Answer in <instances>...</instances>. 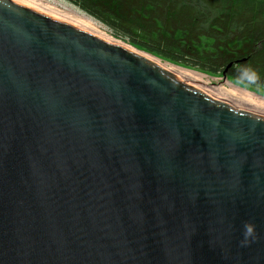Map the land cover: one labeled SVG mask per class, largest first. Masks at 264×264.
<instances>
[{
    "label": "water",
    "instance_id": "95a60500",
    "mask_svg": "<svg viewBox=\"0 0 264 264\" xmlns=\"http://www.w3.org/2000/svg\"><path fill=\"white\" fill-rule=\"evenodd\" d=\"M0 264H264V97L0 0Z\"/></svg>",
    "mask_w": 264,
    "mask_h": 264
},
{
    "label": "trees",
    "instance_id": "16d2710c",
    "mask_svg": "<svg viewBox=\"0 0 264 264\" xmlns=\"http://www.w3.org/2000/svg\"><path fill=\"white\" fill-rule=\"evenodd\" d=\"M151 56L264 94V0H63Z\"/></svg>",
    "mask_w": 264,
    "mask_h": 264
},
{
    "label": "rangeland",
    "instance_id": "374dc122",
    "mask_svg": "<svg viewBox=\"0 0 264 264\" xmlns=\"http://www.w3.org/2000/svg\"><path fill=\"white\" fill-rule=\"evenodd\" d=\"M41 1H43L44 3H46V4L50 5V6L56 7V8H58V9H60L61 11L65 12V13H67V14L72 15L73 17H75V16L77 15L78 18H81V19H84V20H89V21H91L92 23H94L95 25H97V27H99L101 30H103L104 32H106L107 34H109L110 36L113 37V35H111V34L109 33V32H111L110 29H108L105 25H103V24L97 22L96 20H94V19L88 17L86 14L82 13L79 9H77L76 7H74V6H72V5L68 4V3H66L65 1H63V0H41ZM71 13H72V14H71ZM77 17H75V18H77ZM82 17H83V18H82ZM114 38H115V37H114ZM116 39H117V38H116ZM117 40H119V41H121V42H123V43H125V44H127V45H129V46H131V45H130L129 43H127L126 41H123V40H120V39H117ZM131 47L134 48V49H136V50H139V49H137V48H135V47H133V46H131ZM139 51H141V50H139ZM142 52H144V51H142ZM144 53H145V52H144ZM145 54L151 56V55L148 54V53H145ZM157 58H158V57H157ZM159 60H160V58H159ZM161 61H163V62H167V61H164V60H162V59H161ZM167 63H170V62H167ZM171 64H172V63H171ZM173 65H175V64H173ZM176 66H178V65H176ZM179 67H183V66H179ZM183 68H186V67H183ZM186 69H189V68H186ZM190 70H193V69H190ZM194 71L199 72V73H202V74L207 75V76H210V77L217 78V79L222 80V81H224V82L227 81V82H229L230 84L235 85L236 87H240L241 89H243V90H245V91H249V92L257 93V94H259V95H261V96L264 97V94H260V93H258L257 91H255V90H253V89H250V88H247V87H243V86H241V85H238L237 83L233 82V81H232L231 79H229L228 77L223 78L222 74H219V75H208V74H205V73L200 72V71H197V70H194Z\"/></svg>",
    "mask_w": 264,
    "mask_h": 264
},
{
    "label": "bare ground",
    "instance_id": "6f19581e",
    "mask_svg": "<svg viewBox=\"0 0 264 264\" xmlns=\"http://www.w3.org/2000/svg\"><path fill=\"white\" fill-rule=\"evenodd\" d=\"M64 13H65V12H64ZM71 14H72V13H71ZM75 17H77V15H76ZM82 18H83V17H82ZM77 19H79V20H81V21L87 23L88 25H90V26H92V27H94V28H96V29L102 31L103 33L107 34L106 32H104L103 30H101L99 27H97V25H95V24L92 23L91 21H89V20H84V19H81V18H78V17H77ZM107 35H109V34H107ZM109 36H110V35H109ZM111 37H112V36H111ZM113 38H114V37H113ZM115 39H116V38H115ZM137 51H139V50H137ZM139 52L145 54V53L142 52V51H139ZM145 55H147V54H145ZM147 56L150 57V58H152V59H155V60H158V61H160V62H163V61H161V60H159V59H157V58H155V57H153V56H149V55H147ZM163 63H166V64H168V65H172V66H176V65H173V64H170V63H167V62H163ZM176 67H178V68H180V69H182V70L188 71V72L202 74V73L196 72V71H194V70L186 69V68H183V67H179V66H176ZM203 75H204V74H203ZM226 83L230 84V83L227 82V81H226ZM230 85H232V84H230ZM232 86H234V87L237 88V89H241L240 87H236L235 85H232ZM241 90H243V89H241Z\"/></svg>",
    "mask_w": 264,
    "mask_h": 264
}]
</instances>
